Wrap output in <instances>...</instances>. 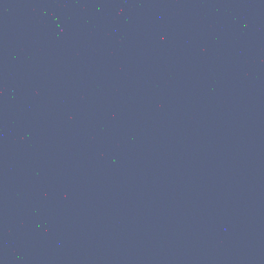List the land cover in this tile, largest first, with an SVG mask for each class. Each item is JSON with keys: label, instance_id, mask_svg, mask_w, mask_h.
Listing matches in <instances>:
<instances>
[{"label": "water", "instance_id": "1", "mask_svg": "<svg viewBox=\"0 0 264 264\" xmlns=\"http://www.w3.org/2000/svg\"><path fill=\"white\" fill-rule=\"evenodd\" d=\"M0 264H264V0H0Z\"/></svg>", "mask_w": 264, "mask_h": 264}]
</instances>
